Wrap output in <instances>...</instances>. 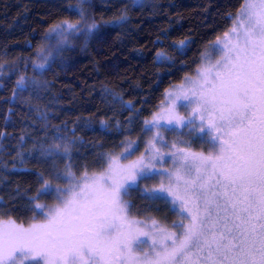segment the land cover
Wrapping results in <instances>:
<instances>
[{"label":"trees","instance_id":"16d2710c","mask_svg":"<svg viewBox=\"0 0 264 264\" xmlns=\"http://www.w3.org/2000/svg\"><path fill=\"white\" fill-rule=\"evenodd\" d=\"M244 3L0 0V221L42 219L35 205L58 202L55 192L38 196L43 181L67 187L56 176L69 168L79 178L104 171L129 144L137 149L129 158L146 151L145 121L162 108L172 86L195 74ZM70 7L82 8L85 20ZM64 21L81 30L65 32L54 52L61 39L46 43V33ZM85 21L96 24L88 35ZM192 136L183 146L201 148ZM152 180L128 195L132 212L179 223L169 204L142 197Z\"/></svg>","mask_w":264,"mask_h":264},{"label":"snow or ice","instance_id":"6c2138e0","mask_svg":"<svg viewBox=\"0 0 264 264\" xmlns=\"http://www.w3.org/2000/svg\"><path fill=\"white\" fill-rule=\"evenodd\" d=\"M67 11L85 20L82 8ZM94 28L85 21V35ZM80 30L79 23L67 22L54 29L61 37ZM213 50L220 59L198 68L177 96L187 102L180 107L192 114L185 119L169 109L166 124L171 127L165 129H198L209 154L169 146L157 131L146 149L148 164L143 156L119 163L137 150L129 144L98 175L76 178L69 168L56 176L67 187L52 188L43 181L38 196L55 192L58 204L47 212L45 205H35L32 210L44 218L42 223L24 227L0 221V264H17V253L30 257L31 264H264V0H245L237 26ZM161 119L145 125L165 128ZM165 155L173 171L151 163L164 162ZM155 178L160 186L146 189L142 197L179 202L181 222L172 225L178 231L152 221L150 234L129 219L133 205L125 197L142 180ZM141 237L151 239L148 252Z\"/></svg>","mask_w":264,"mask_h":264},{"label":"rangeland","instance_id":"374dc122","mask_svg":"<svg viewBox=\"0 0 264 264\" xmlns=\"http://www.w3.org/2000/svg\"><path fill=\"white\" fill-rule=\"evenodd\" d=\"M244 7H245V3H244V6L242 7V9L240 10V12L236 15L235 20H234L231 28L237 26V23L241 19V15H242V12L244 10ZM65 22L71 23V24H76V23H74L72 21H64V22H61V23H59L57 25L64 24ZM57 25H55L54 27L50 28L48 30V32L46 33V38H47V42L46 43L52 42L53 39H61L60 44L59 45L56 44V50L54 52H57L61 48V46H63V44H64V42L66 40V36H63V37L58 36L56 34V31H54V29L57 28ZM57 31H58V29H57ZM222 37H223V35L221 37H219L218 39H220ZM216 41H217V39L215 40L214 45H215ZM219 59H220V55L218 53H216L213 50V47H212V49L209 52L204 54V56L202 58V65L200 63L201 66L197 67V69L205 66L207 63L215 64V62L217 60H219ZM195 75H196V72H195V74L193 76H189L187 78H190V77L191 78H195ZM186 79H184L182 82H180L178 84H175L174 86H172L166 92V101H165L164 105L162 106V108L153 117H151L148 120V121H152L154 117H163L164 119H161L160 123L165 125V128H161V129L152 128L151 124L146 126L148 128V130H149V128H151V131H148L149 132V136H150L149 142L152 140L153 136H155L156 132L159 131L160 134L164 137V140L167 139V143L169 144V146L172 143H177L178 147H182L185 143L184 142L181 143L182 140L180 138L172 139V136H174L172 134L178 135L180 130L183 133L182 135H180V137H183L184 135H186V132L187 133H191L192 132L193 134H195L196 132L199 133L198 129L197 130H193L190 127L189 128H183V129H177V131H175V132L165 130L166 128L171 127L170 125L166 124L167 112H168L169 109H171L174 114H177V115H179L181 117H184L185 119H187L192 114L190 108L189 109H185L183 107H180L181 104H184V103H187V102L182 100V99H177V96L181 95L180 90L182 88H184V89L188 88V85L186 84ZM170 94H171V96H170ZM197 123H199V120H197ZM149 142H148L147 148L149 147ZM134 145H135V143H134ZM169 150H171V149L169 148L168 150H165V151L167 152ZM186 151H190L191 153H194V154H205V155H207V154H209L210 149L205 151L202 148H199V149H195V150L188 149ZM149 154L150 153L146 152V151L138 152V154L136 156H133L132 158H129L127 160L121 159L119 161V163H121L122 165H127L129 163H132L134 161L139 160L143 156L145 158L144 159V163L148 164L149 163V160H148ZM118 157H120V156H118ZM151 163L155 166V168L157 170H160V171H162L164 169H167L169 171H173L174 170V166L171 163V159L167 155H165L164 162H160L159 160H152ZM95 174L98 175L100 173H95ZM89 175H92V174H89ZM193 175H195V173H193ZM152 181L155 183V185L151 189L158 188L160 186V184H161V179L160 178H155ZM152 181H150V182L152 183ZM163 183H164L165 186H167L168 185V180L164 179ZM125 199L130 203V200H129L128 196L125 197ZM57 204H58V202H56L55 204H53L51 206H48L47 208L44 209L45 212H47L48 208H52V207L56 206ZM169 205L171 206L175 217L178 218L177 221L179 220V223H180L181 222V216L177 215V213L180 211L179 202H177L176 205H172V204H169ZM129 219L133 220V221H139L140 223L138 225H136V227H139L144 232H149L150 234L152 233V231H153L152 230V221H155V220L147 219V218L145 220L141 219V218H139L137 215H135L132 212V209H130V212H129ZM9 220L14 221L18 225H22L24 227H28L30 224H33V223H42L44 218L33 220L31 222H28V223H20V222L15 221L14 219H4V220H1V221L7 222ZM183 222L186 224L187 220H185ZM156 223L160 227L165 228L166 230H168L170 232L178 231V230L174 229L172 227V225L169 226V225H167L164 222L161 223L160 221L157 220ZM141 239L145 242L143 251L144 252H148L149 251V245L151 244L150 237H141ZM135 254L136 255H140L141 253L140 252H136ZM29 261H31L30 257L29 258H24V257H21L19 253H17V264H27ZM113 264H118V262L114 261Z\"/></svg>","mask_w":264,"mask_h":264},{"label":"flooded vegetation","instance_id":"af4514ba","mask_svg":"<svg viewBox=\"0 0 264 264\" xmlns=\"http://www.w3.org/2000/svg\"><path fill=\"white\" fill-rule=\"evenodd\" d=\"M179 133H182L181 130H180ZM196 134L198 135L197 138H199L198 141L196 142L197 145L200 146L201 148H204V147L205 148H209L208 144L202 142V139H201L199 133L196 132ZM180 135H178V136L180 137ZM192 135H194V134L193 133L192 134L191 133H186V135H184L183 137H180V138L182 139V141L184 143H190L191 144L192 138L194 137ZM165 141L167 142V139H165ZM181 148H184L185 150H188L184 146H182Z\"/></svg>","mask_w":264,"mask_h":264}]
</instances>
